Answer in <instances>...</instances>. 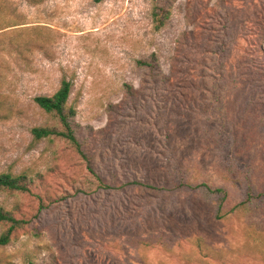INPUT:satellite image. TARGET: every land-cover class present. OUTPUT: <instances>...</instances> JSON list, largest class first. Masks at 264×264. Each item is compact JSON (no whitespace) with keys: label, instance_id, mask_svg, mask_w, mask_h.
<instances>
[{"label":"rangeland","instance_id":"374dc122","mask_svg":"<svg viewBox=\"0 0 264 264\" xmlns=\"http://www.w3.org/2000/svg\"><path fill=\"white\" fill-rule=\"evenodd\" d=\"M158 2L170 15L156 31ZM3 4L2 44L29 49L0 51V173L35 181L29 194L0 192V205L27 216L38 197H67L0 246V264H264V218L216 221L197 195L134 187L73 195L86 162L63 142L31 135L54 123L33 99L66 79L81 148L106 180L170 182L181 171L218 185L214 146L230 139L262 172L264 190V0ZM151 54L155 75L137 65ZM152 236L149 246L130 244Z\"/></svg>","mask_w":264,"mask_h":264},{"label":"trees","instance_id":"16d2710c","mask_svg":"<svg viewBox=\"0 0 264 264\" xmlns=\"http://www.w3.org/2000/svg\"><path fill=\"white\" fill-rule=\"evenodd\" d=\"M105 0H93L99 4ZM4 9L3 0H0V13ZM169 10L159 2L153 7L152 22L156 31L165 28L169 19ZM1 30V29H0ZM3 33H0V51L14 53L17 56L28 51V41L17 39L8 40L2 44ZM4 45V46H3ZM31 45V42H30ZM158 60L155 54L148 58L137 61V65L148 70L155 75L158 68ZM72 90V82L66 79L60 81L57 91L51 96H37L33 99L34 103L47 115L51 116L53 125L39 126L31 129L33 142L40 140H57L65 143L83 161L86 162L88 175L83 182L73 189V195H91L97 191L122 189L123 187H134L138 189L150 190L157 193H173L185 195H197L201 200L207 202L212 207L213 217L216 221L231 219L252 220L264 218V190L262 188V172L254 169L247 160L242 157L240 152H236L234 142L227 139L215 142L206 141L208 148L216 146L218 154V165L215 172L221 184H209L207 182L192 181L184 176L181 171L174 172V178L170 182H151L148 180H130L121 184L108 181L94 171L90 162L81 148L74 118L76 110L73 105L68 104ZM113 180V177L110 179ZM34 179L22 172L17 175L11 173H0V192L11 195H24L31 192ZM239 195L238 199L231 201V195ZM67 196L61 195L57 200L44 199L38 197V208L33 214L19 216V207L16 205L12 210H6L0 205V246L8 245L16 232L29 225L32 220H36L39 214L46 210L55 201H63ZM154 236L139 240H131L130 244L149 246ZM202 242H197L196 247L200 248ZM29 264H32L29 262Z\"/></svg>","mask_w":264,"mask_h":264}]
</instances>
